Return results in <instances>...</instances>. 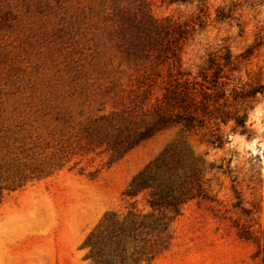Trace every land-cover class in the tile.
I'll return each instance as SVG.
<instances>
[{
	"label": "rangeland",
	"instance_id": "1",
	"mask_svg": "<svg viewBox=\"0 0 264 264\" xmlns=\"http://www.w3.org/2000/svg\"><path fill=\"white\" fill-rule=\"evenodd\" d=\"M140 8L185 31L193 75L230 51L234 77L264 85V0H0V264H98L86 241L107 214L120 225L92 240L128 264L155 240L141 264H264V93L249 134L220 123L222 146L214 122L155 127L122 46ZM149 167L179 214L131 194Z\"/></svg>",
	"mask_w": 264,
	"mask_h": 264
},
{
	"label": "trees",
	"instance_id": "2",
	"mask_svg": "<svg viewBox=\"0 0 264 264\" xmlns=\"http://www.w3.org/2000/svg\"><path fill=\"white\" fill-rule=\"evenodd\" d=\"M167 1L185 3L188 0ZM139 12V20L130 21L128 26L122 27V46L127 58L138 67L137 75L133 79L138 94L145 98H154L159 103L160 112L155 127L180 126L188 132H198L206 127L207 122H214L216 129L213 143L219 146L227 141V137L220 131V123L226 125L232 122L233 132L249 134V112L259 95L264 93V85L251 84L242 77H234V73L239 71V65L230 51L221 57L209 56L198 73L193 75L181 63L179 42L184 38L185 31L169 22L155 21L143 8ZM247 53L251 54L249 51ZM247 57L248 55L244 58ZM155 127L143 132L137 142L150 136ZM149 169L150 167L146 168L133 179L131 194L137 195L144 189H151L153 197L149 204L152 208L172 209L179 214L178 203L168 201L170 191L151 182ZM130 215L134 213L131 212ZM115 216L116 214L105 215L96 230L87 238L86 244L97 253L93 259L98 264H128L123 259L118 260L115 256L117 250H112L107 243L92 240L120 225L114 220ZM161 227L157 234L159 241H163L168 229L166 224ZM161 245L162 242L155 240L140 252L141 259H133L129 264L152 262L163 250Z\"/></svg>",
	"mask_w": 264,
	"mask_h": 264
}]
</instances>
